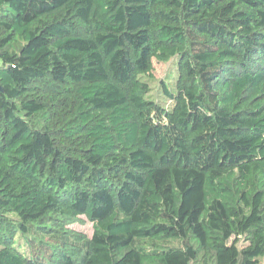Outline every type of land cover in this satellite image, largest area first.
<instances>
[{
    "label": "trees",
    "instance_id": "1",
    "mask_svg": "<svg viewBox=\"0 0 264 264\" xmlns=\"http://www.w3.org/2000/svg\"><path fill=\"white\" fill-rule=\"evenodd\" d=\"M263 257L264 0H0V264Z\"/></svg>",
    "mask_w": 264,
    "mask_h": 264
},
{
    "label": "rangeland",
    "instance_id": "2",
    "mask_svg": "<svg viewBox=\"0 0 264 264\" xmlns=\"http://www.w3.org/2000/svg\"><path fill=\"white\" fill-rule=\"evenodd\" d=\"M175 62H176V58L172 59L171 61H169L167 63H156L155 64L156 66H155L154 74H155L156 80L151 82V84H150L152 89H153L151 91V97L152 98L160 100L162 102L164 101V99L158 97V95L160 94L159 80H162L160 78H163L169 82L172 81V83H173V79L176 77V68H173ZM155 90H156V92H155ZM72 226L76 229H79V230L86 232L87 234H91V232H92V224H91V222H88V221L75 223ZM261 260H262L261 264H264V257Z\"/></svg>",
    "mask_w": 264,
    "mask_h": 264
}]
</instances>
